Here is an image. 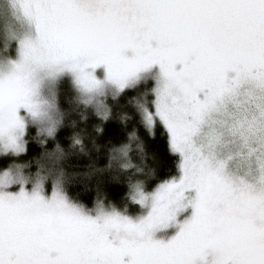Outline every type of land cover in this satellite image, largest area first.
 Returning a JSON list of instances; mask_svg holds the SVG:
<instances>
[{"label":"snow or ice","instance_id":"obj_1","mask_svg":"<svg viewBox=\"0 0 264 264\" xmlns=\"http://www.w3.org/2000/svg\"><path fill=\"white\" fill-rule=\"evenodd\" d=\"M0 264H264V0H0Z\"/></svg>","mask_w":264,"mask_h":264}]
</instances>
